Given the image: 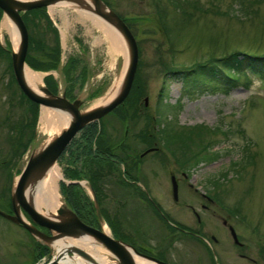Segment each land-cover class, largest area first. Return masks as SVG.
Instances as JSON below:
<instances>
[{
  "label": "rangeland",
  "instance_id": "1",
  "mask_svg": "<svg viewBox=\"0 0 264 264\" xmlns=\"http://www.w3.org/2000/svg\"><path fill=\"white\" fill-rule=\"evenodd\" d=\"M104 1L126 20L138 44V82L145 95L140 97L136 110L126 106V119L113 112L102 120V136L113 147H122L113 151L119 158L117 169L109 171L105 167L103 172L105 196L101 207L126 243L162 262L264 264V79L250 71H246L250 82L246 83L241 75L235 86L197 72L183 78L196 65H219L234 52L264 56V0H176L181 5L179 10L168 0ZM45 11L59 31L62 55L56 70L42 72L27 67L43 75L41 88L45 87L43 77L47 74L57 79L59 94L69 81V94L81 102V112H87L125 77L128 47L119 33L86 6L81 10L59 5L55 13L49 8ZM29 19L28 36L53 48V33L45 18L31 14ZM0 21V45L15 51L11 35L1 30L4 20ZM27 54L33 62L38 60L36 63L51 56L49 51L44 55L34 42ZM239 58L244 59L241 55ZM69 61L75 65L68 68ZM85 67L89 74L80 89V70ZM11 68V59L0 53V76L4 72L0 83V211L4 213L7 207L2 203L6 204L27 160L61 132L55 129L58 120L50 117L42 121L41 108L32 140L21 153L18 137L22 134L24 142L31 135V116L28 103L12 80ZM64 68H68V80ZM170 70L183 73L171 75ZM200 77L204 81L197 79ZM92 90L95 95L89 98ZM160 95L168 106L163 114L171 121L177 118L178 125L201 124L227 133L226 137L209 136L212 152H218L216 159L208 161L205 156L196 167L183 170L160 143H156L157 152L140 157L150 149V133L157 132L146 115L157 114ZM144 97L148 99L147 107ZM80 134L74 143L80 142ZM70 147L55 164L62 175L57 185L62 202L59 208L64 209L61 184L68 181L69 170L81 171L87 165L83 156L74 162L79 147ZM133 165L131 176L125 174ZM172 175L178 183L177 202L172 198ZM83 184L84 192L92 199L89 183ZM204 197L212 199L214 205ZM201 204L209 206L208 210H201ZM189 206L199 214L200 223ZM224 219L234 228L242 248L234 244L222 225ZM106 226L111 235L110 229L117 232ZM36 242L20 226L0 217V264H42L48 256L37 258ZM55 252L50 251L52 255Z\"/></svg>",
  "mask_w": 264,
  "mask_h": 264
},
{
  "label": "trees",
  "instance_id": "2",
  "mask_svg": "<svg viewBox=\"0 0 264 264\" xmlns=\"http://www.w3.org/2000/svg\"><path fill=\"white\" fill-rule=\"evenodd\" d=\"M174 8H177L178 10L181 8V5L177 4L176 0H168ZM258 2H261L262 0H256ZM109 7L110 5L104 1ZM31 14H40L42 17L45 18L46 24L50 32L53 33L54 38V47L49 48L45 47L41 42H37L33 39V37L29 34V50L32 46L33 42L36 44L37 47L41 48V52L44 55H48L47 52L51 53V56L47 58L46 60L36 62L32 61L28 54L26 56V64L35 71H42V72H48L53 71L57 69V66L60 61L61 56V50H60V43H59V32L57 28L53 25L52 21L50 20L49 16L47 15L44 8L42 9H36L31 10L22 15L23 22L25 23L27 29L30 31L29 23L30 19L29 16ZM2 16V12L0 10V19ZM28 31V32H29ZM0 53H4L8 59H10L8 53L0 46ZM140 53V50H139ZM243 56L244 59H240L239 56ZM141 57V53H140ZM69 66L75 65V62L69 61ZM11 67V65H10ZM141 67V61L139 60L138 64V70L136 72L134 82L131 88V91L126 98L125 102L116 108L113 112L118 114L119 116L122 115V119H126L127 115L125 114V108L127 105L131 107V109L136 110L138 107L140 97L145 95L143 90L141 89L139 85V71ZM68 68H64L63 72L64 74L68 71ZM208 68V70H207ZM12 69V68H11ZM11 71V77L13 82H15L12 70ZM81 74L80 77V87L83 85V83L86 80L87 76V69L83 68L80 70ZM246 71H250L254 74L262 75L264 79V56L261 57H253L249 55L239 54V53H231L227 55L225 58L220 60V64H214L208 63L204 65H196L194 68L188 70L183 78L187 79L188 75L193 72H197V74L203 75V77H212L214 76V79H223L224 81L229 82L230 84H235L239 81V78L241 75L243 77H246V83H249L248 75ZM171 75L176 74H182L183 72L180 70H170L168 71ZM200 79L199 81H204L203 78H197ZM68 80V77H67ZM197 81V80H196ZM43 82L45 86L53 93L56 94L58 92L57 90V84L53 78L52 75H48L43 79ZM245 83V84H246ZM69 85V81H68ZM69 86L66 88V95L69 96ZM162 90L160 91L162 95ZM160 95V97H161ZM20 96L23 100H25L28 103V111L31 116V122H30V129H31V135L24 141L21 142V136L18 137L19 145L23 148V152H25L32 140V131L34 130V127L37 124L38 115H39V106L30 100H28L24 94L21 92ZM93 96V95H91ZM94 97V96H93ZM74 98V97H73ZM92 98V97H91ZM160 99L162 102H160ZM158 102L157 106V114L155 115H146V119L149 120L151 124V128L155 125V128H157V132L150 133L149 138H147L148 147L155 146L156 143H160L162 146L165 147L168 151L170 150V154L172 158L174 159L177 166L185 169H192L196 167L200 162L202 157H207L209 160H214L218 157V152L216 150L214 152L212 148V144L209 139V136H215L216 134L227 136V133L222 132L219 128L210 129L204 125H195V126H182L178 125L177 118L174 119V121H171L168 115L165 113L163 114V109H168V106L166 102H164L163 98L161 97ZM162 108V111L160 112V109ZM112 112V113H113ZM102 120L99 122H94L89 125H87L80 134V142L72 143V145L76 144V148L79 150V154L74 158V162L77 161L81 156H83L86 160V168L82 169L81 171L77 170H69V176H67L70 180H87L90 188L96 195V199L98 201L101 216L104 218V220L107 222L109 227H113L116 229L115 224L110 220L109 216L105 213L104 209L101 207V201L102 198H104V171L105 167L109 169V171H112L114 168L117 169V162L119 161V158L114 155V150L117 146L113 147L108 143V141L105 138V135L102 136ZM154 129V128H153ZM80 143V144H79ZM157 145V144H156ZM71 148V147H70ZM68 148V149H70ZM72 153V152H71ZM73 155V154H72ZM209 155H213L214 157H209ZM20 156V155H19ZM125 161V160H124ZM122 161V163L125 164V162ZM91 165H93L91 167ZM95 166V168H94ZM233 166H237V163H234ZM93 168V169H92ZM135 168L133 165L132 168H127V171L125 174L129 175L131 174L132 169ZM131 169V171H130ZM62 188V194L64 196L66 204L70 207V209L81 219L84 223L98 227V220L96 216V211L94 208L93 201H91V198L84 192V190L77 184L72 185H65L61 184ZM6 204L10 206V197L6 199ZM171 227L170 225H168ZM117 230V229H116ZM116 238L121 239L122 241L126 242L127 239L117 230L116 233H113ZM35 252H38L37 258L41 259L44 256L48 255L49 249L43 246H40L39 244H35ZM140 251V249H138Z\"/></svg>",
  "mask_w": 264,
  "mask_h": 264
},
{
  "label": "water",
  "instance_id": "3",
  "mask_svg": "<svg viewBox=\"0 0 264 264\" xmlns=\"http://www.w3.org/2000/svg\"><path fill=\"white\" fill-rule=\"evenodd\" d=\"M60 1L65 0H0L2 19L4 17L10 18L14 22L19 33L18 50L16 52L9 51L12 61L13 75L19 89L31 102L38 104L40 108L45 107L57 112H69L73 116L72 121L65 130L61 131V133L56 138L51 140L43 149L29 158L21 174L18 176L12 191L11 197L13 215H8L0 211V216L18 226H21L34 238L47 244L53 240L83 236L93 239L105 249L113 253L120 264H134L127 248L132 249V251L137 256L147 259L155 264H168L137 251L131 245L124 243L121 240H117L112 236L106 235L103 232L100 223L101 215L94 193L92 194L95 202L96 214L99 219V229L83 223L76 216V214L67 207L65 209H57L56 214L51 217L43 216L27 200L25 191L30 178L35 173L44 172L48 168L55 165L69 143L85 126L103 118L125 101L131 90L139 61L137 42L125 22L113 10L109 9L101 0H90L93 6V14L111 26L117 33H119L124 39L129 50V64L120 92L105 106L97 107L82 113L80 110L81 102L79 100L71 102L66 99L65 94L54 95L45 87L40 88L38 92L33 91L27 85L24 78V70L26 67L25 60L28 50L29 38L27 28L22 20L21 14L35 9L49 8L51 4ZM144 105L146 107L148 105L147 98L144 99ZM151 151L152 149L147 150L141 155V157ZM74 183L82 185L79 182H71L69 184ZM171 184L173 198L174 200H177L178 184L174 176L171 177ZM21 208L34 224L47 229L51 235L41 232L37 227L25 221L21 216ZM231 234L234 241L238 244L236 234L232 228ZM65 255L70 258L78 256L85 261L93 262L91 256H89V254H87V252H85L83 249L77 246H69L68 248H65L63 252H57V255L53 256L47 264H60L61 259L65 258Z\"/></svg>",
  "mask_w": 264,
  "mask_h": 264
},
{
  "label": "bare ground",
  "instance_id": "4",
  "mask_svg": "<svg viewBox=\"0 0 264 264\" xmlns=\"http://www.w3.org/2000/svg\"><path fill=\"white\" fill-rule=\"evenodd\" d=\"M20 1H32V0H20ZM65 5L73 8L83 9L84 6L89 9H93L90 0H65L53 3L49 6L51 13H55L57 6ZM4 21L1 25L2 31H8L12 38V44L16 52L19 48V33L14 22L7 17H4ZM100 20V19H99ZM104 24V23H103ZM106 25V24H104ZM107 26V25H106ZM109 28V26H108ZM127 60V59H126ZM128 61V60H127ZM129 62V61H128ZM42 76L40 73L34 72L29 68L25 67L24 78L27 85L35 92H38L42 84ZM124 77L122 76L120 81L116 84L111 91L101 99L97 100L93 108L102 107L108 104L113 98H115L121 90ZM90 110V109H89ZM50 117L55 119L58 123L55 127L56 132L63 131L65 127L72 121L73 116L69 112H57L45 107H42V121L45 122ZM62 179V175L59 168L56 165L48 168L46 171L41 173H35L29 180L26 187L27 200L32 206L43 216L51 217L55 214L56 209L62 204L59 191H58V180ZM84 185V184H83ZM24 219V218H23ZM103 232L111 236L108 227L105 223H102ZM50 247L58 253L63 252L65 248L69 246H77L83 249L91 258L93 262L85 261L78 256L72 258L65 255V258L60 261V264H120L116 256L105 249L102 245L97 243L91 238L87 237H76V238H65L59 240H53L49 243ZM134 264H154L153 262L137 256L132 249L127 248Z\"/></svg>",
  "mask_w": 264,
  "mask_h": 264
},
{
  "label": "flooded vegetation",
  "instance_id": "5",
  "mask_svg": "<svg viewBox=\"0 0 264 264\" xmlns=\"http://www.w3.org/2000/svg\"><path fill=\"white\" fill-rule=\"evenodd\" d=\"M2 73H3V76L1 75L0 76V83H1V80H2V78L4 77V72L2 71ZM183 176H184V178H186L187 176L185 175V174H183ZM204 200H206L208 203H210L211 205H214V203H213V201H212V199H210V198H208V197H204ZM175 201V200H174ZM2 202V201H1ZM175 202H177V201H175ZM3 205H5L6 207H7V214H9V215H12L13 214V211H12V205H11V203H10V206H8L7 204H5V203H2ZM189 208H190V210H191V212H192V214L195 216V218L197 219V221L200 223V217H199V214L191 207V206H189ZM208 208H209V206H207V205H205V204H201L200 205V209L201 210H204V211H207L208 210ZM24 213V212H23ZM25 214V213H24ZM222 225L224 226V227H226L227 228V230L230 232V225L227 223V221L224 219V220H222ZM41 231H43V232H45V233H49L46 229H43V228H40V227H38ZM181 232H182V230H180ZM230 236H231V232H230ZM240 242V241H239ZM239 248H242L243 247V244L241 243V245H237ZM239 256L241 257V258H243V259H245V258H247L244 254H239Z\"/></svg>",
  "mask_w": 264,
  "mask_h": 264
}]
</instances>
